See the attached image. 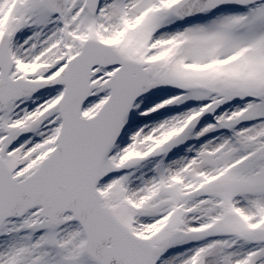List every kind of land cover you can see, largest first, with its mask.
<instances>
[{
    "label": "snow or ice",
    "instance_id": "snow-or-ice-1",
    "mask_svg": "<svg viewBox=\"0 0 264 264\" xmlns=\"http://www.w3.org/2000/svg\"><path fill=\"white\" fill-rule=\"evenodd\" d=\"M0 264H264V0H0Z\"/></svg>",
    "mask_w": 264,
    "mask_h": 264
}]
</instances>
